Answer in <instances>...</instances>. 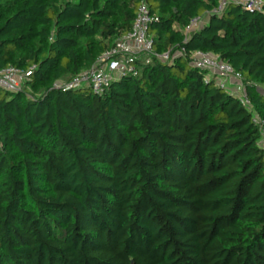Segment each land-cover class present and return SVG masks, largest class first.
<instances>
[{
	"label": "trees",
	"instance_id": "trees-1",
	"mask_svg": "<svg viewBox=\"0 0 264 264\" xmlns=\"http://www.w3.org/2000/svg\"><path fill=\"white\" fill-rule=\"evenodd\" d=\"M220 1L0 0V71L31 72L0 91V264H264V0L215 14ZM142 4L150 63L137 56L102 94L55 87ZM195 52L231 66L251 107Z\"/></svg>",
	"mask_w": 264,
	"mask_h": 264
},
{
	"label": "built area",
	"instance_id": "built-area-1",
	"mask_svg": "<svg viewBox=\"0 0 264 264\" xmlns=\"http://www.w3.org/2000/svg\"><path fill=\"white\" fill-rule=\"evenodd\" d=\"M231 2L239 4L249 11H262L263 9V0H221L219 8L214 13L220 14ZM151 21L148 6L142 4L137 12L132 30L128 35L119 39L115 47L104 54L91 69L80 74L71 82L57 83L55 87L63 90L86 88L90 89L94 94H102L113 81L127 74L135 75V68L132 65L134 59L141 54H146L148 56L146 63L148 64L151 61L150 56L154 55L153 41L148 34ZM203 24L204 21L201 18L192 20L190 25L185 29L184 42L186 43L189 35L198 30ZM184 51L183 48L176 51V53H173V57L182 56ZM170 56L171 54L168 52L158 56V58L162 62H168L171 58ZM190 58L193 66L208 71L220 87L226 89L225 86L232 84L230 83L232 80L238 83L240 81V84H242L231 66L222 62L218 56L195 52L191 54ZM30 74V71L27 72L12 66L7 67L0 71V91H20ZM241 101L245 106L251 107L246 94L245 99ZM253 122L259 127L262 133L260 145L264 148V122L256 115L253 118Z\"/></svg>",
	"mask_w": 264,
	"mask_h": 264
},
{
	"label": "rangeland",
	"instance_id": "rangeland-1",
	"mask_svg": "<svg viewBox=\"0 0 264 264\" xmlns=\"http://www.w3.org/2000/svg\"><path fill=\"white\" fill-rule=\"evenodd\" d=\"M230 83H232V84H230ZM230 83H229L230 85L225 86V88L231 94L237 96L241 100H244L245 99V90H244L243 84H240V81L238 83V82H235L233 80ZM257 87H258V91L261 92L262 94H264V85H258Z\"/></svg>",
	"mask_w": 264,
	"mask_h": 264
}]
</instances>
